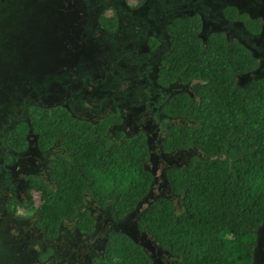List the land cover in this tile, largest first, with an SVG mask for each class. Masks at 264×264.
Returning <instances> with one entry per match:
<instances>
[{"label":"trees","instance_id":"obj_1","mask_svg":"<svg viewBox=\"0 0 264 264\" xmlns=\"http://www.w3.org/2000/svg\"><path fill=\"white\" fill-rule=\"evenodd\" d=\"M128 1L133 10L147 2ZM111 10L97 19L109 34L119 25ZM223 17L242 22L251 34L262 31V19L234 5L223 10ZM202 28L199 14L170 21V50L161 57L156 77L164 88L176 83L191 87L161 106L165 116L183 120L169 127L162 151L192 153L165 173L180 210L161 196L142 210L136 224L178 257L174 264H254L257 230L264 224V78L241 85L242 76L258 69L257 57L223 30L203 37ZM159 44L150 39L151 49ZM4 83L0 80V88ZM25 110V118L15 117L6 130L9 150L3 162L13 163L36 136V149L51 154L50 169L48 181L29 177L27 201L14 198L4 204L10 214L20 208L30 212L50 239L59 235L65 220L75 218L78 229L92 235L97 221L87 203L109 209L119 222L151 193L155 176L146 169L151 157L146 130L131 135L115 131L123 120L118 112L93 122L74 116L63 104L31 102ZM99 259L105 264H155L140 243L117 230L107 235Z\"/></svg>","mask_w":264,"mask_h":264},{"label":"rangeland","instance_id":"obj_2","mask_svg":"<svg viewBox=\"0 0 264 264\" xmlns=\"http://www.w3.org/2000/svg\"><path fill=\"white\" fill-rule=\"evenodd\" d=\"M230 5L262 19L261 33L251 34L242 22L227 21L223 10ZM112 7L119 25L109 34L99 28L97 19L103 12L110 15ZM194 14L203 20V37L223 30L257 57L258 69L242 76L241 85L264 78V0H147L135 10L128 0H0V80L5 82L0 88V264H105L99 257L107 235L115 230L140 243L155 264L178 261L136 221L161 196L180 210L179 197L169 190L165 173L192 153L162 151L169 127L183 120L165 116L161 106L191 87L176 83L164 88L156 84V77L161 57L170 50L168 24L174 17ZM151 38L160 42L154 49ZM31 102L47 107L63 104L74 116L93 122L118 112L123 120L115 131L131 135L146 130L151 151L146 169L155 182L136 211L118 222L109 209L89 202L97 221L95 233L80 232L75 218L63 222L55 239L36 227L30 212L20 208L9 216L4 204L14 198L28 200L29 177L39 175L48 181L51 154L36 149V136L13 163L2 162L9 150L5 143L9 123L17 116L25 118L24 109ZM254 264H264V224L257 230Z\"/></svg>","mask_w":264,"mask_h":264},{"label":"flooded vegetation","instance_id":"obj_3","mask_svg":"<svg viewBox=\"0 0 264 264\" xmlns=\"http://www.w3.org/2000/svg\"><path fill=\"white\" fill-rule=\"evenodd\" d=\"M2 162H3V158H2ZM4 163V162H3ZM12 215H14L13 213H9V216H11L12 217ZM15 219V218H14ZM13 220V219H12ZM17 222H19L18 220H17Z\"/></svg>","mask_w":264,"mask_h":264},{"label":"clouds","instance_id":"obj_4","mask_svg":"<svg viewBox=\"0 0 264 264\" xmlns=\"http://www.w3.org/2000/svg\"><path fill=\"white\" fill-rule=\"evenodd\" d=\"M14 214V213H13ZM97 224V223H96ZM78 229V228H77ZM79 230V229H78ZM81 232V231H80ZM85 234V233H84Z\"/></svg>","mask_w":264,"mask_h":264}]
</instances>
